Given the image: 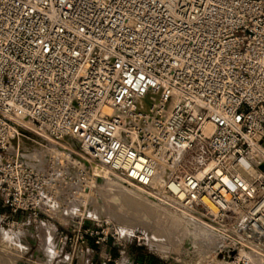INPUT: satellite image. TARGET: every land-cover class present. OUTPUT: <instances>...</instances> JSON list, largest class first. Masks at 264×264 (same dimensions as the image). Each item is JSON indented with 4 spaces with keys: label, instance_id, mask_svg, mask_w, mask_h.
Listing matches in <instances>:
<instances>
[{
    "label": "built area",
    "instance_id": "built-area-1",
    "mask_svg": "<svg viewBox=\"0 0 264 264\" xmlns=\"http://www.w3.org/2000/svg\"><path fill=\"white\" fill-rule=\"evenodd\" d=\"M26 133L59 165L13 148ZM87 161L212 227L214 264L264 257V0H0V221L53 218ZM83 220L58 234L61 264H97L82 257L107 235Z\"/></svg>",
    "mask_w": 264,
    "mask_h": 264
},
{
    "label": "rangeland",
    "instance_id": "rangeland-1",
    "mask_svg": "<svg viewBox=\"0 0 264 264\" xmlns=\"http://www.w3.org/2000/svg\"><path fill=\"white\" fill-rule=\"evenodd\" d=\"M26 136L19 140V146L15 143L14 148L19 147L27 161L45 166L52 156L56 157L54 164L59 165L60 157L52 153L54 151L45 141L28 133ZM62 145L79 152L73 141L65 140ZM93 164L98 163L87 161L82 172L76 171L75 167L68 170L70 173L63 188L61 209L53 218L42 215L36 224L27 213L19 212L0 221V264H61L59 260L64 258V251L60 250L58 234L65 232L77 217H83L87 226L92 224L91 219H96L101 224V235H107L103 245L93 247L92 241H89V250L83 255V260H92L97 264L105 260L122 264H214L217 261L214 247L218 239L204 236L209 235L204 225H194L183 219L178 211L152 197H147L148 204L154 203L157 211L161 208L160 211L165 212L175 225L160 220L156 215L140 214L135 206L124 204L120 197L123 191L118 193L112 189L113 185L108 182L112 178L110 175H93ZM105 171L112 172L107 167ZM112 173L128 183L120 173ZM129 187L141 196H148L146 190L138 185ZM2 212L9 214L0 203ZM13 220L23 222V225L17 228L12 224ZM79 261L74 260L75 264H80ZM258 264H264V261Z\"/></svg>",
    "mask_w": 264,
    "mask_h": 264
},
{
    "label": "bare ground",
    "instance_id": "bare-ground-1",
    "mask_svg": "<svg viewBox=\"0 0 264 264\" xmlns=\"http://www.w3.org/2000/svg\"><path fill=\"white\" fill-rule=\"evenodd\" d=\"M157 102V97H143V98H139L137 100V103L139 105V107L141 108H146L149 106V104L151 103H155ZM29 140H34L32 139L31 137L29 138ZM15 146V145H14ZM14 148V147H13ZM19 149V147H18ZM20 150V149H19ZM181 156V153L179 154L178 158ZM197 163V159H192V158H189L187 161H185L183 164H184V167L186 165L187 166H190L189 164L193 165V164H196ZM105 167L104 165H99V164H93V166L91 167V171L93 173L94 176H101V174H107L110 175V177H112L108 182H110L111 187H113L112 189L116 192H121L123 191L122 194H120V197L122 198V201H124L125 203L124 204H131L133 206H135V208H138L141 213L140 214H145V215H156L160 220L162 221H166V222H169L171 225H175V223H173L172 220H169L170 217L167 218L165 212L162 213L160 211V209H158L157 211V206L153 203V204H148L149 202H147L148 198H151V196L146 192V194L148 196H141L137 190H134L133 188L129 187V185H132L131 183L129 184L125 182V180H123L122 178H120L119 176H117L116 174L112 173V172H116V171H113L112 169L109 168V170H111V174L109 172H106L105 171ZM108 169V167H107ZM176 170V168H174V165H161L157 168L156 172H155V175H154V182H160L162 180H165L167 178H169L171 175H172V172H174ZM118 173V172H116ZM114 174V175H113ZM106 176V177H107ZM104 177V176H103ZM105 178V177H104ZM127 181V180H126ZM108 186V185H107ZM121 190V191H120ZM144 194V193H143ZM209 203V202H208ZM126 204V205H127ZM210 204V203H209ZM130 205V206H131ZM129 206V205H128ZM127 206V207H128ZM210 206L212 207V205L210 204ZM133 209V208H131ZM130 209V211H131ZM145 210V212H144ZM133 211V210H132ZM131 211V212H132ZM138 211V210H137ZM135 211V212H137ZM139 211V212H140ZM134 213V211H133ZM172 217V216H171ZM177 218V217H176ZM173 219V217H172ZM194 224V223H193ZM197 226V223L194 224ZM206 227L205 230H208V233L211 234L212 232V227L210 226H204ZM204 230V229H203ZM207 233V232H206ZM204 236H209L207 234H204ZM247 259L252 263V264H258L260 263L261 261H264V257L256 254V253H248L247 254Z\"/></svg>",
    "mask_w": 264,
    "mask_h": 264
}]
</instances>
